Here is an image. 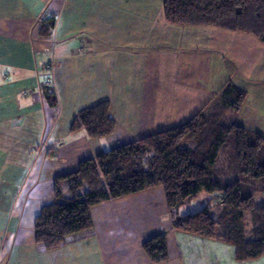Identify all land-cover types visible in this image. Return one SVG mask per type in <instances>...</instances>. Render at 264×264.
Returning <instances> with one entry per match:
<instances>
[{
    "label": "crops",
    "instance_id": "obj_1",
    "mask_svg": "<svg viewBox=\"0 0 264 264\" xmlns=\"http://www.w3.org/2000/svg\"><path fill=\"white\" fill-rule=\"evenodd\" d=\"M49 61L56 103L41 89ZM227 80L248 93L235 124L264 138V44L252 34L170 24L163 0H0V264H264L171 228L160 186L92 206L90 236L50 250L35 239L55 176L188 122ZM99 102L112 133L72 131ZM162 231L169 259L154 263L142 245Z\"/></svg>",
    "mask_w": 264,
    "mask_h": 264
},
{
    "label": "trees",
    "instance_id": "obj_2",
    "mask_svg": "<svg viewBox=\"0 0 264 264\" xmlns=\"http://www.w3.org/2000/svg\"><path fill=\"white\" fill-rule=\"evenodd\" d=\"M166 20L181 26H214L249 33L264 44V0H163ZM55 19L40 27L47 35ZM46 93L56 103L53 93ZM248 93L227 80L213 97L180 126L157 131L81 161L77 170L54 177V200L34 223L42 249H55L70 239L90 236V208L148 188L161 187L171 228L232 244L238 261L264 254V138L234 122ZM71 130L91 138L110 135L115 122L109 103L77 112ZM202 192L217 194L194 212L183 205ZM142 248L154 263L167 261L165 231Z\"/></svg>",
    "mask_w": 264,
    "mask_h": 264
},
{
    "label": "rangeland",
    "instance_id": "obj_3",
    "mask_svg": "<svg viewBox=\"0 0 264 264\" xmlns=\"http://www.w3.org/2000/svg\"><path fill=\"white\" fill-rule=\"evenodd\" d=\"M206 196H211L212 199L210 200V202H209V199L208 200L206 199ZM216 196H217V194H212L211 195V194L202 192V193H200L198 195V197L196 199H194V201H192L191 203L183 206V208H182L183 210L182 211L184 213L194 212L195 210L200 209L202 206L206 205L209 202L211 204V210L214 213L216 211V207L218 206L217 202H218V199H219ZM262 199H264V196L259 195L258 196V201H260Z\"/></svg>",
    "mask_w": 264,
    "mask_h": 264
},
{
    "label": "built area",
    "instance_id": "obj_4",
    "mask_svg": "<svg viewBox=\"0 0 264 264\" xmlns=\"http://www.w3.org/2000/svg\"><path fill=\"white\" fill-rule=\"evenodd\" d=\"M53 68L54 65L52 64V61H49L45 67L47 78L42 82L41 89H43L44 92L56 94L55 82L54 78L52 77Z\"/></svg>",
    "mask_w": 264,
    "mask_h": 264
}]
</instances>
